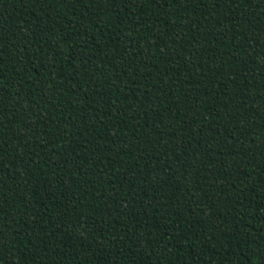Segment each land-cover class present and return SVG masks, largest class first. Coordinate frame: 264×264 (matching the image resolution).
Here are the masks:
<instances>
[{
	"label": "trees",
	"instance_id": "1",
	"mask_svg": "<svg viewBox=\"0 0 264 264\" xmlns=\"http://www.w3.org/2000/svg\"><path fill=\"white\" fill-rule=\"evenodd\" d=\"M0 264H264V0H0Z\"/></svg>",
	"mask_w": 264,
	"mask_h": 264
}]
</instances>
